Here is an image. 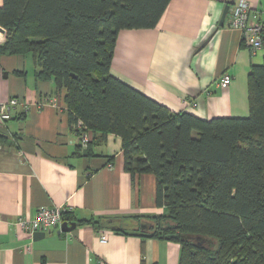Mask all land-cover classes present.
Returning a JSON list of instances; mask_svg holds the SVG:
<instances>
[{
    "label": "crops",
    "instance_id": "crops-1",
    "mask_svg": "<svg viewBox=\"0 0 264 264\" xmlns=\"http://www.w3.org/2000/svg\"><path fill=\"white\" fill-rule=\"evenodd\" d=\"M237 1L170 0L155 28L118 33L111 75L174 113L248 117V74L264 62V44L253 52L228 18L219 26L224 6ZM244 1L264 25V0ZM4 38L0 28V45ZM224 75L231 81L221 87ZM9 98L21 105L0 125V264H179V244L137 232L139 218L165 209L155 204L153 174L132 181L123 170L118 136L108 134L87 155L69 127L63 92L35 81L28 56H0V103ZM63 206L76 224L71 232L58 228L34 241L17 224L39 208ZM91 219L117 220L126 234L80 223Z\"/></svg>",
    "mask_w": 264,
    "mask_h": 264
},
{
    "label": "trees",
    "instance_id": "trees-1",
    "mask_svg": "<svg viewBox=\"0 0 264 264\" xmlns=\"http://www.w3.org/2000/svg\"><path fill=\"white\" fill-rule=\"evenodd\" d=\"M169 2L3 0L0 56H28L35 81L63 92L70 129L92 135L87 155L113 134L131 180L156 177L165 212L139 218L143 238L179 244V264H264V62L248 74V117L210 121L174 113L110 73L118 33L155 28ZM80 223L126 234L113 219Z\"/></svg>",
    "mask_w": 264,
    "mask_h": 264
},
{
    "label": "built area",
    "instance_id": "built-area-1",
    "mask_svg": "<svg viewBox=\"0 0 264 264\" xmlns=\"http://www.w3.org/2000/svg\"><path fill=\"white\" fill-rule=\"evenodd\" d=\"M227 18L228 26L239 30L241 39L248 49L254 52L263 47L264 25L259 21L258 13L250 3L244 0L233 3L229 8ZM230 81L231 77L224 75L221 79V87H226ZM19 105L21 103L16 98H9L0 103V125L11 119L12 112ZM76 127L81 129L83 125L78 121ZM79 140L80 145L85 148L90 142V133L83 131L79 136ZM70 211V208L66 206L54 208L42 207L38 209L33 219L20 218L17 220V224L31 235L35 232L46 234L58 229L62 224L63 214ZM99 240L101 243H105L106 237L101 236Z\"/></svg>",
    "mask_w": 264,
    "mask_h": 264
},
{
    "label": "water",
    "instance_id": "water-1",
    "mask_svg": "<svg viewBox=\"0 0 264 264\" xmlns=\"http://www.w3.org/2000/svg\"><path fill=\"white\" fill-rule=\"evenodd\" d=\"M229 8H230V4H226L223 8V12H222L220 20H219V26L220 27H222L224 25V21H225L227 14H228ZM75 226H76L75 223L69 224V223L63 222L59 227V232H61V233L71 232L73 229H75ZM140 228L143 230L145 228L144 224L141 225ZM32 236H33V240L37 241V240L43 239L45 234L35 232Z\"/></svg>",
    "mask_w": 264,
    "mask_h": 264
},
{
    "label": "rangeland",
    "instance_id": "rangeland-1",
    "mask_svg": "<svg viewBox=\"0 0 264 264\" xmlns=\"http://www.w3.org/2000/svg\"><path fill=\"white\" fill-rule=\"evenodd\" d=\"M125 227V226H124ZM126 229H129V228H127V227H125Z\"/></svg>",
    "mask_w": 264,
    "mask_h": 264
}]
</instances>
